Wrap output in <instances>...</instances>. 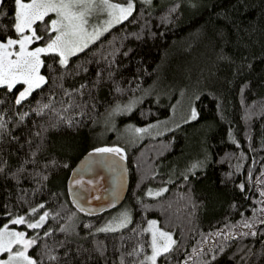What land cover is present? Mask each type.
I'll use <instances>...</instances> for the list:
<instances>
[{
	"label": "trees",
	"instance_id": "1",
	"mask_svg": "<svg viewBox=\"0 0 264 264\" xmlns=\"http://www.w3.org/2000/svg\"><path fill=\"white\" fill-rule=\"evenodd\" d=\"M135 5L128 20L71 57L67 71L58 65L55 73L42 69L48 76L62 74L63 88L69 91L85 85L74 94L80 107L64 114L74 120L72 126L60 123L56 111H33L37 102H49L51 85L22 106L0 89L5 121L0 130V226L9 220L6 213L27 217L31 207L44 204L41 211L51 215L41 229L12 225L29 236L39 234L29 254L40 264H120L138 243L144 246L142 259L148 253L147 234L142 233L148 218L170 228L177 240L174 251L157 264H264V213L259 211L264 207L259 195L264 191V0H152ZM13 13L14 0H3L0 24L7 28L0 30V39L15 38L10 30ZM42 59L53 63L51 56ZM52 99L56 110L66 106L61 100H68L59 89ZM131 99L137 103L117 116L113 126H101L110 110L126 108ZM186 104L196 109L197 118L180 120L159 140L146 138L127 147L111 142L116 130L165 122ZM199 128L204 153L195 159H203V165L172 176L165 165L186 154L191 132ZM160 141L165 150L152 168L167 191L146 197L145 189L156 185L149 179L136 188L137 159L154 144L157 150ZM111 144L126 151L129 187L122 204L130 210L131 223L101 232L108 212L89 216L76 211L65 182L82 155ZM179 196L191 202L183 212L184 225H175L166 212L169 197ZM245 221L252 227H245ZM46 231L51 234L45 237Z\"/></svg>",
	"mask_w": 264,
	"mask_h": 264
},
{
	"label": "snow or ice",
	"instance_id": "2",
	"mask_svg": "<svg viewBox=\"0 0 264 264\" xmlns=\"http://www.w3.org/2000/svg\"><path fill=\"white\" fill-rule=\"evenodd\" d=\"M2 2L3 0H0V3ZM143 2L150 4L151 0H143ZM135 8L134 0H120V2H113V0H14L10 30L14 31L15 38L9 35L0 39V89H6L8 93H12L15 105L22 106L23 102L28 100L34 92L51 85L49 91L52 95L49 97V102H37V107L33 111L37 115H43L45 110L56 111L60 123L72 126L74 120L64 114L80 107L74 100V94L85 88V85H80V89L69 91L63 88L62 74L55 77L48 76L42 73V69L47 67L55 73L56 65H58L59 68L67 71L71 57L83 52L90 43H94L114 24L128 20ZM100 15H106L107 20L100 26L91 25L90 20ZM39 25L43 27L40 28ZM6 28V25L0 24V30ZM33 45L36 46L33 47ZM44 56L53 57V63L46 65L45 60L42 59ZM17 86H22L18 92L14 91ZM57 89L68 98L67 101H60L61 105L66 106L59 110L55 109V102L52 99L57 94ZM0 103L3 101L0 100ZM120 111L122 109L119 105L113 109V113ZM27 115V112L23 113L20 119L23 120ZM196 118L197 112L193 108L191 119ZM4 128V117L0 115V130ZM148 130L147 128L134 129L136 133ZM105 153H114L120 159H124L123 152L118 147L95 148L89 156ZM193 167L195 168L196 165ZM2 171L3 168H0V172ZM44 178L47 179V177ZM240 188L243 190L244 185H240ZM164 191L167 189H160L156 192L149 190L147 195L158 197ZM259 195L264 197V191H261ZM261 203L264 204V201ZM43 209H45L44 204L31 207L27 217L25 215L13 216L11 212L6 213L9 220L0 226V264H40L29 254V250L37 245L39 234L29 236L27 232L17 231L11 225H24L29 230L41 229L51 215L47 210L41 211ZM259 211L264 213V207ZM37 216L38 218L31 219ZM261 222L264 223V221ZM129 223L131 220L125 213L98 231H118L126 228ZM244 226L252 227L247 221ZM64 230V228L61 229V231ZM142 233H150L151 255L138 259L144 251V246L138 243L126 253L127 259L125 256L121 257L120 264H157L158 258L167 257L177 245L173 233L159 227L156 220H149L147 228L143 229ZM50 234V231L43 233L45 237ZM251 234L255 235V233ZM193 255H195V250ZM47 258L51 261L57 259L54 255H48Z\"/></svg>",
	"mask_w": 264,
	"mask_h": 264
},
{
	"label": "rangeland",
	"instance_id": "3",
	"mask_svg": "<svg viewBox=\"0 0 264 264\" xmlns=\"http://www.w3.org/2000/svg\"><path fill=\"white\" fill-rule=\"evenodd\" d=\"M152 1V0H151ZM114 2V1H113ZM144 3L143 0H134V3ZM107 20V16L106 15H100L97 17H93L90 20V24L91 25H96V26H100L103 24V22ZM116 25V24H114ZM113 27V26H112ZM110 29V28H109ZM107 32V31H106ZM105 32H103L104 34ZM102 34V35H103ZM101 35V36H102ZM91 44V43H90ZM35 47V46H33ZM140 101V100H139ZM138 101V102H139ZM180 102H182V99L180 100ZM137 103V100L135 101V99H131L128 103H127V107L123 108L122 111L120 112H116L113 113V109L110 110L104 117L103 121H102V127L103 128H108L109 124L111 123V125L113 126V120H115V118L117 116H119L120 114L123 113H127L129 107L131 108L132 106H134ZM188 103V102H187ZM186 104V106H179L178 108H176L174 111L171 112V117L170 119H168L165 122H160L157 124H149L146 125L142 128H147L149 129L147 132H143V133H136L134 131V127H125L124 131L119 132V130H116L115 136L112 139L111 142H116V143H120L122 144L123 147H127L128 144H136L138 142H140L143 139H152V140H159L160 137L162 136V134L166 133L168 130L174 129L175 125L177 124V122H179L180 120H184V119H191V110L193 109L192 106L189 107V105ZM187 107V109H186ZM187 112H186V110ZM115 122V121H114ZM106 126V127H105ZM109 129V128H108ZM201 128L199 129H194L191 132V136L185 146V152L186 154L184 156H176L172 159V161H169L166 165L165 168H167L168 166H170V170H171V175L175 176V175H183L186 173H190L196 169H199L200 166L203 165L204 160L203 159H195L198 158L201 154L204 153V149L201 143V138L199 137L201 134ZM100 139V138H99ZM158 143V149H156L157 146L151 147L149 150L140 151L139 157L137 159L138 165L136 166V175H138V183L136 185V188L140 187V185L144 184L146 181H148L149 179H151V182L153 184H155L156 186H148L145 191H144V195L146 197H150L147 195V193L149 192V190H151L152 192H156L160 189H166L165 185H161L160 183H162V181L160 180V178L158 179L157 177H155L154 171H153V164L156 162V160L163 155L162 153H164V145L161 144L162 141L157 142ZM122 146H120L119 144L115 145V144H111L108 147H118L122 150L123 152V148ZM126 151L123 152V155H125ZM188 159H194L192 161H190L188 163ZM193 165H196V167L194 168ZM159 185V186H158ZM174 196V193H172ZM171 195V194H170ZM176 196V194H175ZM157 196H153L151 198H156ZM167 213L171 216L172 221L174 222L175 225H184V223H186L185 221H183L184 217H183V212L190 207L191 208V202L189 201L188 198L182 196L178 199H174V200H170V197L168 199L167 202ZM127 214L129 216V218L131 219V215H130V210L128 207H126L125 204H121L119 207H117L114 210L109 211L108 213H106L104 219H103V224L100 226L99 229L104 228L105 226L109 225L110 222L115 221L117 218L121 217L122 214ZM31 219H35V218H31ZM149 220H155L152 218H148L147 220L143 221V229L147 228L148 226V221ZM157 221V220H156ZM191 221V220H190ZM192 222V221H191ZM188 223V222H187ZM186 223V224H187ZM157 224L159 227L160 224L157 221ZM16 226V225H14ZM11 225V227L17 231H23L20 230L16 227H14ZM20 226H24V225H20ZM24 228H26L24 226ZM162 229L166 230V231H171L172 230L170 228H163ZM101 232H109V231H101ZM173 233V232H172ZM147 234V238H148V253L145 254L146 255H151V249L149 247V242H150V233H146ZM174 237V235H173Z\"/></svg>",
	"mask_w": 264,
	"mask_h": 264
},
{
	"label": "water",
	"instance_id": "4",
	"mask_svg": "<svg viewBox=\"0 0 264 264\" xmlns=\"http://www.w3.org/2000/svg\"><path fill=\"white\" fill-rule=\"evenodd\" d=\"M92 152H86L77 160L65 182L66 194L73 208L89 216L119 207L129 187V169L125 159L114 153L89 156Z\"/></svg>",
	"mask_w": 264,
	"mask_h": 264
}]
</instances>
